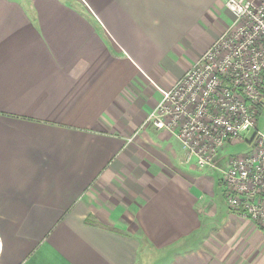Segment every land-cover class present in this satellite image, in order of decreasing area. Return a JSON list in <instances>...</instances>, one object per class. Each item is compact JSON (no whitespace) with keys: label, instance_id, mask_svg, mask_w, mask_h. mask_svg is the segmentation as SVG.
<instances>
[{"label":"crops","instance_id":"obj_1","mask_svg":"<svg viewBox=\"0 0 264 264\" xmlns=\"http://www.w3.org/2000/svg\"><path fill=\"white\" fill-rule=\"evenodd\" d=\"M225 1L0 0V264H264L221 173L147 120Z\"/></svg>","mask_w":264,"mask_h":264},{"label":"built area","instance_id":"obj_2","mask_svg":"<svg viewBox=\"0 0 264 264\" xmlns=\"http://www.w3.org/2000/svg\"><path fill=\"white\" fill-rule=\"evenodd\" d=\"M233 20L148 116L170 133L185 163L217 170L228 209L264 233V0H226ZM246 153L215 164L228 145Z\"/></svg>","mask_w":264,"mask_h":264},{"label":"rangeland","instance_id":"obj_3","mask_svg":"<svg viewBox=\"0 0 264 264\" xmlns=\"http://www.w3.org/2000/svg\"><path fill=\"white\" fill-rule=\"evenodd\" d=\"M226 153L229 156H237L246 153V145L245 144H236L227 147Z\"/></svg>","mask_w":264,"mask_h":264}]
</instances>
